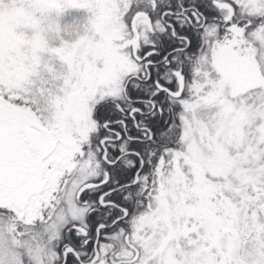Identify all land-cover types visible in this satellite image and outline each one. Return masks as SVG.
Here are the masks:
<instances>
[{
  "label": "snow or ice",
  "instance_id": "6c2138e0",
  "mask_svg": "<svg viewBox=\"0 0 264 264\" xmlns=\"http://www.w3.org/2000/svg\"><path fill=\"white\" fill-rule=\"evenodd\" d=\"M0 264H264V0H0Z\"/></svg>",
  "mask_w": 264,
  "mask_h": 264
}]
</instances>
